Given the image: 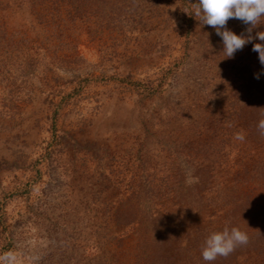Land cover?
Wrapping results in <instances>:
<instances>
[{
  "label": "rangeland",
  "instance_id": "rangeland-1",
  "mask_svg": "<svg viewBox=\"0 0 264 264\" xmlns=\"http://www.w3.org/2000/svg\"><path fill=\"white\" fill-rule=\"evenodd\" d=\"M196 3L0 0V254L264 264V16L228 58ZM226 222L249 243L203 260Z\"/></svg>",
  "mask_w": 264,
  "mask_h": 264
},
{
  "label": "clouds",
  "instance_id": "clouds-1",
  "mask_svg": "<svg viewBox=\"0 0 264 264\" xmlns=\"http://www.w3.org/2000/svg\"><path fill=\"white\" fill-rule=\"evenodd\" d=\"M193 13L203 24L216 29L223 40L224 57L232 58L234 53L242 50L252 37L245 38L228 30L225 27L227 21L235 18L255 27L259 24L261 16H264V0H198V3L194 5ZM248 31L251 32V28ZM256 35L260 41H264V31ZM252 50L258 53L259 61L261 65H264V44L255 43ZM255 78L259 79V74H256ZM257 129L259 135L264 137V112L260 113ZM234 139L243 142L245 135L243 132H237ZM196 182H198L196 177L189 176L186 179V184L189 186ZM248 243L249 235L245 230L239 226L229 227V222H226L222 230L212 231L205 238L201 255L203 260L212 262L218 256H229L238 247L246 246ZM38 259L36 256L26 257L27 264H35ZM0 264H22L21 254L12 250L6 251L0 254Z\"/></svg>",
  "mask_w": 264,
  "mask_h": 264
}]
</instances>
